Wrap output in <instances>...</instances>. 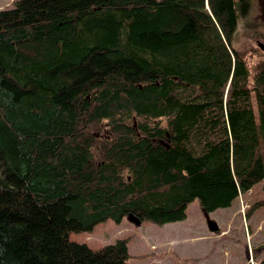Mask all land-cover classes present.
I'll return each mask as SVG.
<instances>
[{
	"label": "trees",
	"instance_id": "16d2710c",
	"mask_svg": "<svg viewBox=\"0 0 264 264\" xmlns=\"http://www.w3.org/2000/svg\"><path fill=\"white\" fill-rule=\"evenodd\" d=\"M253 1L0 11V264H128L127 240L96 252L70 233L180 222L264 180V59L236 48Z\"/></svg>",
	"mask_w": 264,
	"mask_h": 264
},
{
	"label": "rangeland",
	"instance_id": "374dc122",
	"mask_svg": "<svg viewBox=\"0 0 264 264\" xmlns=\"http://www.w3.org/2000/svg\"><path fill=\"white\" fill-rule=\"evenodd\" d=\"M17 1L0 0V11L14 9ZM236 48L245 51L250 68L264 59V0H254L240 21ZM69 239L96 252L127 240L128 264H256L264 258V180L227 209L209 213L196 199L180 222L161 226L128 216L71 232Z\"/></svg>",
	"mask_w": 264,
	"mask_h": 264
},
{
	"label": "water",
	"instance_id": "95a60500",
	"mask_svg": "<svg viewBox=\"0 0 264 264\" xmlns=\"http://www.w3.org/2000/svg\"><path fill=\"white\" fill-rule=\"evenodd\" d=\"M210 227H211L212 231H215V232L217 231V227H216V225L214 223H212L210 225Z\"/></svg>",
	"mask_w": 264,
	"mask_h": 264
}]
</instances>
